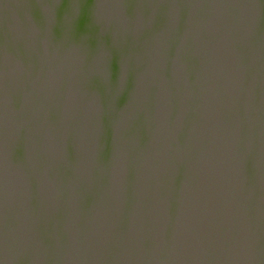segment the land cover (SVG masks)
Masks as SVG:
<instances>
[{
	"label": "water",
	"instance_id": "water-1",
	"mask_svg": "<svg viewBox=\"0 0 264 264\" xmlns=\"http://www.w3.org/2000/svg\"><path fill=\"white\" fill-rule=\"evenodd\" d=\"M0 264H264V0H0Z\"/></svg>",
	"mask_w": 264,
	"mask_h": 264
}]
</instances>
